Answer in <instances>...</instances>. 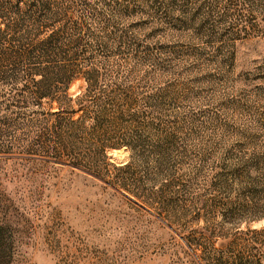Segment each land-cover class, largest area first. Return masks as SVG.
I'll use <instances>...</instances> for the list:
<instances>
[{
	"label": "rangeland",
	"instance_id": "rangeland-1",
	"mask_svg": "<svg viewBox=\"0 0 264 264\" xmlns=\"http://www.w3.org/2000/svg\"><path fill=\"white\" fill-rule=\"evenodd\" d=\"M0 264H264V0H0Z\"/></svg>",
	"mask_w": 264,
	"mask_h": 264
},
{
	"label": "trees",
	"instance_id": "trees-1",
	"mask_svg": "<svg viewBox=\"0 0 264 264\" xmlns=\"http://www.w3.org/2000/svg\"><path fill=\"white\" fill-rule=\"evenodd\" d=\"M52 36L49 37L46 41H43L41 44L45 46L46 44L51 45ZM49 45V46H50ZM45 60L49 59H57L55 61H61L64 57H66L65 51L62 50V48H57L55 50H50L47 52L41 53V56ZM72 78H67L66 82L64 84H61L62 86L60 88H55V92H61L62 95L58 98H51L47 101L49 104H55L57 113L54 115L57 118V122L55 124L54 129L56 130V135L58 136V140L60 143L63 144V150L67 151L70 146L72 145V141L77 138V135L80 136L83 134V130L80 128H76L74 131L73 129L75 127L80 126V122L84 119L86 114L89 112L90 108L93 107L94 113L97 115H101L103 113L104 105L105 103L100 102L101 100H97L93 102V106H90L89 102V92L91 90V85L88 80H85L86 86L84 88V91L80 94L76 95L75 97H71L67 94V91L69 90L70 83ZM112 103H107L106 105H109L112 108H115V102L111 101ZM76 113H82V116L77 121H72L71 118ZM91 113V112H90ZM106 147L101 148V153L104 154ZM59 159V158H58ZM70 164L74 167H81L82 165L70 161ZM83 167V166H82ZM96 175H100V173L94 172Z\"/></svg>",
	"mask_w": 264,
	"mask_h": 264
},
{
	"label": "bare ground",
	"instance_id": "bare-ground-1",
	"mask_svg": "<svg viewBox=\"0 0 264 264\" xmlns=\"http://www.w3.org/2000/svg\"><path fill=\"white\" fill-rule=\"evenodd\" d=\"M114 155V154H113Z\"/></svg>",
	"mask_w": 264,
	"mask_h": 264
}]
</instances>
